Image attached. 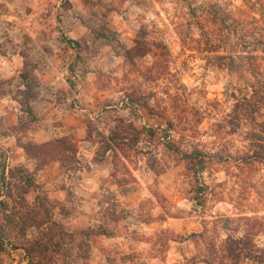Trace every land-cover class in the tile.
<instances>
[{
  "label": "rangeland",
  "instance_id": "rangeland-1",
  "mask_svg": "<svg viewBox=\"0 0 264 264\" xmlns=\"http://www.w3.org/2000/svg\"><path fill=\"white\" fill-rule=\"evenodd\" d=\"M68 40L79 70H100L110 91L113 126L92 128L93 161L110 153L125 199L100 193L101 215L87 227L70 216L80 211L72 193L75 205H44L68 234L40 263L264 264V0H0V49L39 59ZM34 68L29 60L30 88L17 95L26 112L38 97ZM195 151L208 156L201 171L184 159ZM5 176L0 195L14 212L24 191L17 171ZM34 190L28 206L46 219L37 202L46 194ZM19 255L0 264H27Z\"/></svg>",
  "mask_w": 264,
  "mask_h": 264
},
{
  "label": "crops",
  "instance_id": "crops-1",
  "mask_svg": "<svg viewBox=\"0 0 264 264\" xmlns=\"http://www.w3.org/2000/svg\"><path fill=\"white\" fill-rule=\"evenodd\" d=\"M61 45L55 52L51 49L52 54L39 59L25 55L21 49L13 52L0 49V83H8L7 89L0 91V152L5 154L6 174L15 166H23L34 174L36 183L53 205H75L67 201L69 193H72L73 201L78 200L80 211L76 210L70 216L75 222H86L87 227L98 222L101 215L99 211L104 203L100 193H118L116 167L108 158L110 153L96 164L93 161L96 146L92 138L94 125L106 133L110 132L113 118L107 117L114 113L115 106L108 105L112 98L108 94L110 91L100 86V70H79L81 59L77 57L73 43ZM26 58L34 62L33 72L38 78L35 87L38 97L31 100L27 112L17 96L30 88V78L24 75L28 66ZM58 93L63 95L61 101L55 97ZM25 113L32 117L28 119ZM22 122L25 125L20 128ZM63 138L72 139L77 144L75 169L64 166L61 160H51L38 168V160L25 149L29 143L42 146ZM116 196L122 201L125 199L119 197V193ZM77 226L83 225L77 223ZM123 239L131 240L132 237L124 236ZM134 244L136 249L127 252L137 251L138 243ZM21 251L23 249L12 248L0 255L6 253L19 259Z\"/></svg>",
  "mask_w": 264,
  "mask_h": 264
},
{
  "label": "trees",
  "instance_id": "trees-1",
  "mask_svg": "<svg viewBox=\"0 0 264 264\" xmlns=\"http://www.w3.org/2000/svg\"><path fill=\"white\" fill-rule=\"evenodd\" d=\"M68 41V43H73L71 40ZM154 132L155 131L153 130H148V133L151 135L154 134ZM109 139L111 140L110 137ZM63 143H65L66 145H63ZM68 144L73 145H71V148H69ZM74 146L75 143L72 141V139L63 138L61 140H57L55 142L48 143L42 146L29 143L25 145V149L32 157L38 160V168H41L51 160H61L64 166H68L69 163L67 162L65 153L69 152L76 156L77 149ZM73 148H75V150ZM184 159H186V161L188 162V166L190 167V169L201 171L205 169V164L207 163L208 156L202 151H195L192 154H186ZM14 170L19 174L21 188L24 192L19 199L21 200V203L12 205V209L14 210V212L8 210L10 206L5 199L0 200V208H4V222L0 225V253L6 251V249L9 247L14 249L20 248L23 249L29 256L27 264H44L40 263L41 260L39 259L47 258V255L50 252L60 251L63 245H61L59 242H55V239L61 234L64 235L63 232H65L66 234L68 231L60 228V226L51 218V212L49 211V209L47 210L45 208V206L47 207L49 205L55 207V205H53L47 195L44 196L42 201L39 197H37V202L44 208V213H46V215L49 217H47L46 219H41L40 216V218H38L39 211H32L26 201L27 195L30 194L32 190L35 191V188H39V185L35 181L34 174L30 173L23 166H17L14 169H9L7 175L14 177ZM5 174L6 171L4 170L2 176L0 177L2 180L6 179ZM4 184L5 182H3V185ZM203 189L204 188L202 186L199 187V190ZM21 206L25 208L24 213L19 211V208H21ZM29 229H40L41 233H39L31 240H29L28 238L26 239ZM194 235L196 236L199 234ZM69 236H73V234H70ZM21 240L26 241L22 244ZM35 256H37V259H34Z\"/></svg>",
  "mask_w": 264,
  "mask_h": 264
}]
</instances>
